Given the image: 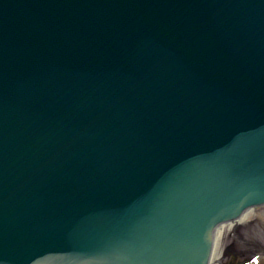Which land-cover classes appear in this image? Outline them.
<instances>
[{
  "label": "water",
  "instance_id": "water-1",
  "mask_svg": "<svg viewBox=\"0 0 264 264\" xmlns=\"http://www.w3.org/2000/svg\"><path fill=\"white\" fill-rule=\"evenodd\" d=\"M264 205V0H0V264H210Z\"/></svg>",
  "mask_w": 264,
  "mask_h": 264
},
{
  "label": "rangeland",
  "instance_id": "rangeland-1",
  "mask_svg": "<svg viewBox=\"0 0 264 264\" xmlns=\"http://www.w3.org/2000/svg\"><path fill=\"white\" fill-rule=\"evenodd\" d=\"M254 209L264 210V206ZM218 245L220 256L212 264H264V214L233 225Z\"/></svg>",
  "mask_w": 264,
  "mask_h": 264
},
{
  "label": "bare ground",
  "instance_id": "bare-ground-1",
  "mask_svg": "<svg viewBox=\"0 0 264 264\" xmlns=\"http://www.w3.org/2000/svg\"><path fill=\"white\" fill-rule=\"evenodd\" d=\"M264 214V210L262 209H250L249 211H246L241 217L240 219H238L237 222H228L227 223V227L223 228V225L217 229L216 234H215V241H214V249H213V255L212 258L210 260V264H212L213 260L216 257L220 256V250H219V245L218 242L220 241V239L222 238V236L225 234V232L231 228L233 225L238 224V223H243L246 222L248 220H250L251 218H253L254 216H258Z\"/></svg>",
  "mask_w": 264,
  "mask_h": 264
}]
</instances>
